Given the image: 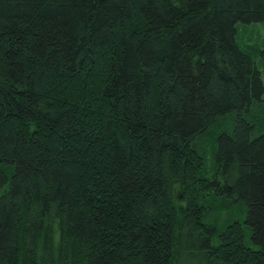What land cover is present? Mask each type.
<instances>
[{
  "label": "trees",
  "instance_id": "16d2710c",
  "mask_svg": "<svg viewBox=\"0 0 264 264\" xmlns=\"http://www.w3.org/2000/svg\"><path fill=\"white\" fill-rule=\"evenodd\" d=\"M254 22L264 0H0V264H264Z\"/></svg>",
  "mask_w": 264,
  "mask_h": 264
},
{
  "label": "rangeland",
  "instance_id": "374dc122",
  "mask_svg": "<svg viewBox=\"0 0 264 264\" xmlns=\"http://www.w3.org/2000/svg\"><path fill=\"white\" fill-rule=\"evenodd\" d=\"M238 42L256 60L264 81V22H254L250 24L240 23L238 29ZM253 116L252 119L256 125L264 124L263 119L258 116ZM220 128L222 127H219V129ZM175 196L179 202L183 201L179 189H177Z\"/></svg>",
  "mask_w": 264,
  "mask_h": 264
}]
</instances>
